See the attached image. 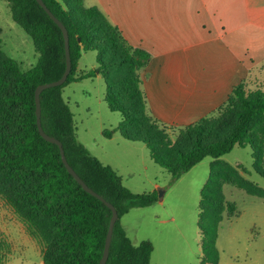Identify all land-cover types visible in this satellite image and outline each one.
<instances>
[{
	"label": "trees",
	"instance_id": "1",
	"mask_svg": "<svg viewBox=\"0 0 264 264\" xmlns=\"http://www.w3.org/2000/svg\"><path fill=\"white\" fill-rule=\"evenodd\" d=\"M5 1L13 19L32 38L39 58L24 69L5 53L0 38V196L41 244L44 264H100L112 210L83 188L65 166L59 145L44 138L38 128L36 88L59 79L66 69L63 30L37 0ZM44 2L67 27L72 57L65 83L41 93L44 131L63 143L70 165L118 210L107 264H150L153 243L134 244L122 217L133 207L158 201V191H132L115 168L78 139L64 88L100 74L110 110L122 114L117 130L126 140L143 142L152 160L170 172L171 184L204 158L219 160L236 145H250L253 168L264 177V66L252 68L210 115L170 133L176 125L164 124L151 114L142 88L140 73L151 53L131 44L97 6H86L84 0ZM85 51L96 52V69L79 70ZM113 132L104 134L111 137ZM224 183L264 199V188L236 166H212L199 205L202 264H219V223L225 215H238L236 203L222 193ZM8 252L0 234V264Z\"/></svg>",
	"mask_w": 264,
	"mask_h": 264
},
{
	"label": "rangeland",
	"instance_id": "2",
	"mask_svg": "<svg viewBox=\"0 0 264 264\" xmlns=\"http://www.w3.org/2000/svg\"><path fill=\"white\" fill-rule=\"evenodd\" d=\"M84 3L91 6V0ZM0 38L5 53L24 69L37 63L39 53L32 38L13 19L5 0H0ZM80 63L88 68L97 64L96 52L87 51ZM105 91V80L100 77L71 83L63 94L74 113L77 137L93 155L105 164H115L134 192H151L155 183L160 186L158 201L144 208L133 207L122 217L129 237L136 245L143 240L153 243L150 264H202L199 205L212 166H236L244 177L264 188V177L252 165L250 145H236L219 160L206 157L171 184L170 172L152 160L147 146L124 139L117 130L122 114L110 110L102 95ZM178 129L172 127L170 133ZM105 130L114 132L107 137ZM222 193L236 203L238 215H225L219 223V264H264V199L231 183L222 184ZM0 234L9 247L4 264H44L41 244L28 234L1 196Z\"/></svg>",
	"mask_w": 264,
	"mask_h": 264
},
{
	"label": "crops",
	"instance_id": "3",
	"mask_svg": "<svg viewBox=\"0 0 264 264\" xmlns=\"http://www.w3.org/2000/svg\"><path fill=\"white\" fill-rule=\"evenodd\" d=\"M91 6L151 53L142 88L149 111L164 124L187 126L210 115L252 68L264 66V0H91ZM86 53L79 70L96 69L80 63Z\"/></svg>",
	"mask_w": 264,
	"mask_h": 264
},
{
	"label": "water",
	"instance_id": "4",
	"mask_svg": "<svg viewBox=\"0 0 264 264\" xmlns=\"http://www.w3.org/2000/svg\"><path fill=\"white\" fill-rule=\"evenodd\" d=\"M41 6L49 13V15L54 19V21L61 27V29L63 30L64 33V37H65V43H66V56H67V65H66V69L63 73V75L54 81H50L47 83H42L40 84L37 88H36V104H37V120H38V128L39 131L41 133V135L46 138L47 140L56 143L59 145L60 147V151H61V155H62V159L63 162L65 164V166L67 167V169L69 170V172L75 177V179L83 186V188L92 193L93 195L97 196L99 199H101L104 203H106V205L108 207H110V209L112 210V217L110 220V225H109V229H108V233H107V238H106V245H105V249H104V253L101 259L100 264H107V260L109 258V252H110V246H111V241H112V237H113V233H114V228L115 225L119 219V213L117 208L108 200H106V198H104L101 194H99L98 192H96L94 189H92L85 181L84 179L76 172V170L70 165L66 154H65V149L63 146V143L53 137L48 135L43 128L42 125V120H41V116H42V111H41V93L43 92V90L53 87V86H58V85H62L63 83H65V81L67 80L71 69H72V57H71V49H70V37H69V32L67 27L65 26V24L50 10V8L47 6V4L44 2V0H37Z\"/></svg>",
	"mask_w": 264,
	"mask_h": 264
}]
</instances>
